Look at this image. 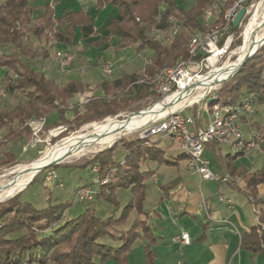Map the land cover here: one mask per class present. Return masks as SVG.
I'll list each match as a JSON object with an SVG mask.
<instances>
[{"label": "trees", "instance_id": "1", "mask_svg": "<svg viewBox=\"0 0 264 264\" xmlns=\"http://www.w3.org/2000/svg\"><path fill=\"white\" fill-rule=\"evenodd\" d=\"M214 1L192 0L191 6L187 7L186 0H96L98 17L107 8L118 7L119 10L104 26L98 24V17L94 20L89 13L81 10L66 12L63 17L57 18L49 3L40 7L35 0H3L0 3V69L12 73L7 75V95L23 93L25 101H20L12 110L0 108V131H5L6 138L11 139L23 132L31 134L24 127L30 119L48 117L46 129L58 125H67L70 129L107 117H119L122 112H134L131 111L132 104L155 96L149 85L134 84L142 78L141 71L123 73L113 81L100 82L95 89L102 93L101 96L93 95L83 107L69 110L78 95L92 89L79 80L60 86L38 69L39 65L41 67L50 59L51 44L73 46L77 30L84 40L100 36L88 43L97 48L109 45V37H116L125 48L132 46L140 51H153L154 55L145 68L146 74L153 75L188 56L190 38L202 28V15ZM252 1L257 0H248L246 7ZM232 2L228 0L229 5ZM39 10L41 13H38ZM249 16L243 23L247 22ZM170 17L182 24V31L169 46H162L151 39L148 30L168 29ZM104 32L108 35H102ZM232 32L237 37L240 27H233ZM31 38L44 42L45 47L35 50ZM241 45V41L235 38L232 49ZM213 97L215 99L211 100V96L206 100L210 106L218 102L240 103L246 99L252 101L254 108L264 106V46L237 74L223 82ZM154 99L156 102L161 100L160 97ZM194 108L196 110L198 105ZM54 113L58 120L49 123ZM16 126L23 129L20 131ZM255 126L264 136V126ZM158 140L152 139L146 144L137 134L131 139L123 138L114 147L79 167L84 170L89 168L92 173L94 167H98L99 172L94 173L96 179H108L106 184L97 185L99 188L93 200L103 199L115 207L106 216L97 215L95 208L81 203L85 206L84 212L66 221L62 215L71 208V203H52L51 198L45 207L36 208L33 203L21 198L36 179L23 192L0 203V264H106L112 261L128 264L127 256L141 237L155 241L147 222L146 199L147 182L156 172L144 170L142 166L145 163L176 166L179 161L186 160L182 152L175 159H168ZM205 147L212 149L216 161L228 177L244 183L240 192L256 210L257 222L242 234L241 247L252 254L264 252V199L259 194V187L264 184V167L251 172L234 164L240 155L223 156L218 143H207ZM14 164L16 158L8 152L0 159V171ZM53 166L45 171H56L60 167ZM60 184L64 187L62 182ZM170 184L160 185L161 190L168 193ZM120 190L129 192L131 199L118 214L122 205L117 199ZM132 217L135 218L131 220ZM149 250L148 260L153 264L154 255Z\"/></svg>", "mask_w": 264, "mask_h": 264}, {"label": "built area", "instance_id": "2", "mask_svg": "<svg viewBox=\"0 0 264 264\" xmlns=\"http://www.w3.org/2000/svg\"><path fill=\"white\" fill-rule=\"evenodd\" d=\"M247 1L233 0L229 5L228 0H215L202 15V28L190 38L188 56L177 60L171 67L158 70L153 75L145 73V68L150 63L149 60L142 70V78L135 81L134 84L149 85L155 97L161 98L156 103H163L170 97L186 91L193 95L199 89L210 90L212 87L200 86L198 82L232 60V44L236 38L235 33L232 32L234 22L243 8L247 11V17L251 15L256 6V1H252L246 7ZM169 24L168 29H149L148 34L151 39L162 46H169L182 31V24L173 17L169 18ZM83 51L82 46H79L76 50L68 49L56 52L53 58L57 61L60 71L67 72ZM102 72L105 78H110L114 73V68L107 64L102 68ZM81 73L84 74L85 70L83 69ZM14 78H17V75H14ZM206 95H203L202 98H211ZM6 96L7 90L1 89L0 97ZM92 96L81 95L77 103L71 104L68 109L83 107ZM213 99L215 97L212 95L211 100ZM198 104L197 101L196 105ZM194 106L195 104H191L189 107L188 104H184L163 117L152 120L136 131L138 138L146 144L155 137L166 138L172 144L177 145L186 157V173L198 177L201 184L218 179L211 170L209 161L204 157L207 143L215 142L228 145L233 155L244 156L263 152L264 136L252 128V117L256 110L250 99L240 103L218 102L212 106L205 102L202 105L205 110L201 107L195 115L187 116L185 111ZM204 115H207L205 122H203ZM47 124L48 117L30 119L26 122L24 127L30 130L31 138L24 148L25 151L38 144L50 146L54 139L68 131L67 125L46 129ZM3 140L4 137L0 134V143ZM96 172H98L97 169H95ZM55 178L56 175L51 173L47 180L55 182ZM225 179L228 180V178ZM107 181L106 178H97L94 183L104 185ZM96 194L93 187L84 186L76 191L75 201L78 203L91 202ZM218 199L222 203H231L223 196H219ZM172 242L189 246L192 244V238L189 233L184 232L174 237Z\"/></svg>", "mask_w": 264, "mask_h": 264}, {"label": "rangeland", "instance_id": "3", "mask_svg": "<svg viewBox=\"0 0 264 264\" xmlns=\"http://www.w3.org/2000/svg\"><path fill=\"white\" fill-rule=\"evenodd\" d=\"M61 2H63L62 6H64L67 3L71 4L72 2H74L73 4L78 3L77 0H57L58 4H60ZM259 3L263 4L264 1H262V2H261V0L256 1V6H255L254 10L252 11L251 15L249 16V18L247 19V22L243 23L242 26L240 27V33L236 37V40L241 41L242 45L244 44V31H245L246 27L248 26V24L250 23L251 18L254 15L256 7ZM191 4H192V0H186L185 5L187 7H190ZM113 8L115 9V13H114L115 15L114 16H116L118 14V11H119L118 7H113ZM113 8H108L109 9L108 12L109 13L112 12ZM260 9L262 10V7ZM91 14L94 16L93 17V19H94V18H96V16H98V11H95V9H94V10H92ZM79 32L80 31L78 30L77 33L79 34ZM31 41L33 44V48L35 50H41L43 47H45L44 42H39V41L35 40L34 38H31ZM91 41H95V39L93 38V39H91ZM79 46H82L84 51L80 54L81 56L80 55L78 56L77 60L73 63V65L70 67V69L67 72L60 71V69L58 68V65H57V61L53 58V55L56 52L68 50V49L57 48V47H55V43H52L50 46V51H51L50 59L47 60L46 62H44V64H42L41 67L39 65L38 69L47 73L48 74L47 77H49L50 79H54V76H56L58 74V76H60L62 79H65V80H61V82L63 81V83H64L68 80L69 73H71V71L73 70L74 65H76V67H77V64L80 65V63H82L83 64L82 66H84V67H82L80 70L82 71L84 69L85 73L84 74L78 73V76L79 75H85V76H83V80L85 83H87L88 79L86 78V73H90L91 71L94 70L92 68H96L97 80L95 79V82L97 83V81L99 82L105 78L103 76V72H102V68L104 67V65H107V64L112 65L113 68L115 70H117L118 73L123 72V70L128 72V73H134V72H138V71L142 72V70L145 68L147 62L154 55L153 51H151L150 49H144V50L140 51L137 49V47L129 46V47L125 48V47H123V42H121L120 39L116 38V37L112 38V44L108 48L110 50L98 49L95 46H90V44L88 45L87 42H85L84 40H82V41H80V43H78L77 47H79ZM240 47H238V48H240ZM76 48L73 50H76ZM238 48L232 49V51H233L232 60L235 59V57H236L235 52L238 50ZM90 52L91 53L93 52L92 54H93L95 60H98V65L96 64L97 66H94V64H91V62H89L88 58H89V54H91ZM83 58H85V59L81 60ZM35 62L38 63L37 61H35ZM8 74L12 75L11 72L8 73V71H6V70H4V71L0 70V90L1 89L7 90V83H8L7 75ZM105 79H109V78H105ZM221 84L222 83L218 84L215 87H212L210 90L209 89H206V90L205 89H199L198 91L194 92L192 95L193 97L201 95V97L198 100V103H199L198 108L196 110H195V108L194 109L188 108L185 111V114L187 113L186 114L187 116L191 113L195 114L199 110V108H201V107H202V109L205 110V107L202 105L205 102H207L206 100L208 98L203 99L202 96L205 94H207L206 96L214 95L215 91H219ZM90 85H91L92 90L86 91V93L84 95H87V96L88 95H94V96L98 95L97 90L94 89V86L96 84L92 83ZM154 98H155V96H149L144 100L136 101L134 104H132V107H131V111L134 110V112L126 111V112L120 113L121 115H118L119 117H107V118H109L110 120L116 119L117 121H123V120L129 118L130 116L141 115L142 113L147 112L148 110H152L151 112H153V110H155V108H156L155 107L152 109V107L156 104V99H154ZM202 99H203V101H202ZM77 100H73L72 105H75L77 103ZM20 101H25V95L23 93H16L14 95H11L8 93V95L6 97H0V108L12 110ZM187 104L189 107L191 104L196 105L197 102L190 103V104L187 103ZM256 109H257V114H259L257 119L259 120L260 125H264V106H262V107L256 106ZM151 112H149V113H151ZM107 118L100 120V121H93L90 123H86L82 126H76V127L70 128V129H68L67 132L62 134L59 138L54 139L50 146L38 144L35 147L30 148L26 151L24 150V148L27 145V143L30 141L31 137H29V135L22 134V135L15 137L13 139H8V138H6L5 131H2V133H3L2 135H5V137L3 136L4 137L3 143H0V156L3 153V151L12 149L19 159H18V162L16 164L9 166V167H5L0 171V185L6 181L12 179V177L11 176L9 177L8 175H9V172L11 170H13L14 168L21 166V165L30 164L33 161L39 159L41 156H43V154H45L46 152L51 150L53 147L61 144L63 142V140L66 138H69V137L74 136V135H80L83 132L91 130L92 128H94L97 125H103L105 123H108V121H106ZM56 120H58L57 114L54 113L50 116L49 123H53ZM16 128L18 130H20V128L18 126H16ZM252 128L254 129L253 125H252ZM135 135H136V132L129 134V135H126V136H123L122 138H120V140H118V142L121 141L123 138H130L131 139V138L135 137ZM158 139H160V137L153 138V140H158ZM158 142L160 144V147L166 151V157L168 159H170V160L175 159V157L177 155L181 154L179 147L177 145L172 144L168 139H166V138L160 139V140H158ZM114 145L112 147H114ZM110 148L106 147L103 150L98 151L96 153H92V154H85V155L83 154V155H79L77 157L76 156L70 157V158L64 160L63 162H61L60 164L56 165V166H60L56 169V171H53V170L45 171V170H43L42 172H40L35 177L36 182L32 186H30L29 188H28V186L26 187L28 189L22 194V196H21L22 200L33 203L36 208L45 207L47 205V200L49 198L52 199V203L70 202L72 206L68 211H66L62 215V218L66 221H69V219L76 218L78 215L82 214L85 210L84 204L77 203L75 201V193L74 192L76 191V188L79 185L92 186L96 191H98V188H99L94 183V181L96 180V177H97V175L94 174L95 169H97L99 172V168L94 167V169H93L94 173H92L91 171H89L90 170L89 168H87L88 170L87 169L84 170V169H80L79 167L84 166L88 161L93 159L96 155H98L99 153H101L105 150H108ZM230 150L231 149L228 145H222L221 146V152H222L223 156H226L228 153H230L231 152ZM263 152H264V147H263ZM263 152L262 153H251L249 155L241 156L237 159V161H235L234 164L236 166H241V167L248 169V170H251V171L260 170L264 167V153ZM146 164H149V163H145V165ZM149 165H152V166L154 165L155 167H158V169L160 168V170L158 172V183L157 184H155L153 180H152V182L150 180L147 182V189H148L147 190L148 196H147V201H146V208L147 209L151 208L152 194L154 195V192L156 191V187H159L160 185L168 183L169 181L174 180L177 177H179V175H181V173L183 172V170L186 166V163L184 161H181L179 169L176 166H166V165L159 166L157 164H149ZM67 167H71V168H67ZM51 173H54L56 175L55 182L47 180V178L49 177V175ZM60 182H62L64 184V187L61 184L59 185ZM236 182L240 188L244 187V183L240 179H236ZM212 187H213L212 189H214V193H215L216 198H217V199H215L214 204H217V205L224 204V203L220 202L218 197H217L218 191L223 192V193L224 192L230 193V196H231L230 201H232L233 204L237 206V208L241 212L242 218L246 222V224H248L250 226L255 225V219H256V214L254 211L255 209L248 203V199L246 196L237 192L238 191L237 189L234 190L233 188L232 189L229 188L227 186L226 182L222 183L221 181H219V179H216L213 181ZM219 187H220V189H219ZM210 191L211 190H209L207 188L203 189L207 205H210V203H211V201L208 197V194ZM194 193L196 195L195 200H196V198H198L199 200L197 199L193 204H189V206L192 207L193 212L199 208L200 214L205 215V208H204V204H202V202L200 200V195H199L197 190L194 191ZM259 193L264 199V184H262L260 186ZM117 199L122 202V205L118 211L119 212L118 214H120L122 211L121 208L125 204H127V202L131 199V194L127 191L120 190L117 193ZM226 199H227V197H226ZM6 201H8V200H6ZM6 201H4V202H6ZM4 202H0V203L2 204ZM86 205H90L93 208H95L97 211V215L102 216V217L106 216L109 212L110 213L113 212V210L115 209V207L111 206L110 204H108L103 199L98 200V201H93L90 204H89V202H87ZM197 205H199V206L196 207ZM134 218L135 217H132L131 220H133ZM130 222L128 223L127 227L130 225ZM175 233H176V231H171V232L168 231L167 234H165V236H164L165 237L164 244L160 245L161 246L160 252H162L161 254H166L170 251L172 253H178V255L173 257V259L171 257L169 260L167 259L166 264H174V262L177 263V261H178L177 258L179 257L180 261L182 258V251H180V250L183 247L180 245L170 243V239ZM143 239H144L143 241L138 240L133 245L131 252L127 256L128 257V264H150V262L148 260V256H147V249L149 248L150 249L149 251H151L152 253H153V251L155 252L154 246L156 244L155 243L156 241L150 242L148 239H145V238H143ZM171 248H172V250H170ZM184 251H185V248H184ZM186 255H190V253L186 252ZM106 264H118V263L112 261V262H107ZM153 264H157V263L155 261H153ZM161 264H163V263H161Z\"/></svg>", "mask_w": 264, "mask_h": 264}, {"label": "crops", "instance_id": "4", "mask_svg": "<svg viewBox=\"0 0 264 264\" xmlns=\"http://www.w3.org/2000/svg\"><path fill=\"white\" fill-rule=\"evenodd\" d=\"M2 1L3 0H0V3ZM77 2L78 3L76 4H73L74 2H72L71 4L67 3L64 6H62L63 2L58 4L57 0H35V4L40 7H42L46 3H49L54 8L55 16L57 18L63 17V15L66 12H76L80 10L85 13H89L93 18L94 16L91 14L92 10L95 9V11H98L96 8V3H97L96 0H77ZM108 11H109L108 8L105 9L103 12H101L99 17L96 16L94 20H96L98 17V24H103L104 26L107 25L110 22V20L113 17H115L114 8L112 9V12L109 13ZM38 13H41V11L39 10ZM77 31L73 46L68 47V46L55 44V47L62 49H71V50L75 49L78 43L84 40L81 32H79L78 34ZM102 35L107 36L108 33L104 32ZM99 37H96L94 39L97 40ZM112 38L113 37H109L110 40L109 45L103 46L98 49L110 50L108 48L112 44ZM91 39L93 38H89L84 41L87 42L88 44L89 42H92ZM92 53L89 54L88 60L89 62H91V64L97 66L98 60H95ZM84 59L85 58L81 60ZM82 65H83L82 63H80V65L77 64V67L76 65H74L73 70L71 71V73H69L68 80L66 82L64 83L63 81L61 82V80H65V79H62L60 76H58V74L54 76V80L60 86H64L72 80H79L86 85H90L92 83L97 85L104 80L113 81L115 79L120 78L123 73H128L124 70L123 72L118 73L117 70L114 69V73H113L114 77L112 76L113 78L112 77H110L109 79L104 78L103 80L99 82L97 81L96 83L95 82V79L97 80L96 68H92L95 71L93 70L90 73H86V78L88 79V82L85 83L83 80V76L85 75L78 76V73L81 74L80 69L84 67ZM0 70L8 71L7 69H0ZM128 74H132V73H128ZM46 75L48 74L46 73ZM97 92H98V96L102 95V93L99 90H97ZM80 96L81 95H78L74 100L79 99ZM189 115H193V113ZM258 116L259 114H257V109H256V113L252 117V125L254 129H256L255 125H260L259 120L257 119ZM206 119H207V115H204L203 122H205ZM260 126L263 127L264 125H260ZM22 129L23 127L20 129V131ZM0 134L1 135L3 134L2 131H0ZM22 134L25 135L27 133L23 132ZM3 136L5 137V135ZM29 137H31V134L29 135ZM221 146L222 145L219 144L220 149ZM8 152H11L15 156L17 163L19 158L16 156L15 152L12 149L3 151V153L0 156V159H2L4 155ZM228 154L232 155L231 152ZM204 157L206 160L209 161L210 168L213 171V173L216 175V177L219 179V181H221L222 183L226 182L229 188L231 189L233 188L234 190L237 189L238 190L237 192L241 193L240 189L243 188H240L238 186L236 182V178L227 176L222 166L215 160L214 153L210 147H205ZM182 161L186 163V160H182ZM180 162L181 161H179V163L176 165L178 169L180 168ZM153 166L149 164L146 165L144 164L142 168L144 170H154L156 172L150 181L152 182L153 180L154 183L157 184L158 172L160 168L158 169V167L155 166L153 167ZM225 178H228V180ZM169 183H171L170 184L171 189L168 193L166 192L164 193V191L161 190L160 186L156 187V191L154 192V195L152 194L151 208L149 209L146 208V211L148 213V218H147L148 226L150 227L154 239L156 241L155 242L156 244L154 246L155 252L153 251V255H154V261L157 264H161V263L166 264L167 259L169 260L170 257L173 259V257L178 255V253H172L170 251L172 250V248L169 250L170 252L166 254H161L162 252H160L161 251L160 245L164 244L165 241L164 236L165 234H167L168 231L169 232L176 231V233L170 239V243L172 244H175L172 242L173 238L184 232L189 233L192 238V244L189 246H182L180 244H176L182 246L183 248L180 250L182 251L181 261L180 258L178 257L179 259L177 258L178 260L177 263L174 262V264H264V252H261L259 254H252L241 247L242 234L247 232L254 225L250 226L246 224V222L242 218L241 212L239 211L237 206L233 204L232 201H230L231 203H224V204L221 203L222 205L214 204L215 199L217 198L214 193V189H212L213 181L204 182L201 184L198 177L191 176L188 173H186V166H185L183 172L181 173V175H179V177L163 185ZM82 186L85 185H79L76 188V190ZM204 188L211 190L208 194V197L211 201L210 205H207L205 194L203 192ZM196 190L200 195V200L202 204H204L205 215L200 214L199 208L193 212L192 207L189 206V204H193L198 199L196 198L195 200L196 195L194 191ZM217 195H218L217 197L223 196L225 199L227 197V200L231 199L230 193L228 192L223 193L218 191ZM147 196H148V191H147ZM198 206L199 205H197L196 207ZM254 211L256 214V210ZM256 222H257V216L255 219V224ZM143 238L144 237H141L139 240L143 241L144 240ZM186 252L190 253V255H186Z\"/></svg>", "mask_w": 264, "mask_h": 264}, {"label": "bare ground", "instance_id": "5", "mask_svg": "<svg viewBox=\"0 0 264 264\" xmlns=\"http://www.w3.org/2000/svg\"><path fill=\"white\" fill-rule=\"evenodd\" d=\"M261 7L262 10L260 9ZM263 39L264 3H259L250 23L244 31V44L235 52V59L218 67L207 77L201 78L198 85L207 87L217 86L221 81L231 76L250 53L259 48ZM200 97L201 95L193 97L190 95V92L186 91L170 97L163 103H156L152 107V109L156 107L153 112H151L152 110H148L141 115L130 116L123 121L110 120L108 118L106 120L108 123L97 125L80 135L64 139L61 144L53 147L39 159L11 170L9 175L12 179L0 185V201L7 200L23 190L43 167L52 163H61L70 157L101 151L123 136L135 133L152 120L163 117L184 104L197 102Z\"/></svg>", "mask_w": 264, "mask_h": 264}, {"label": "water", "instance_id": "6", "mask_svg": "<svg viewBox=\"0 0 264 264\" xmlns=\"http://www.w3.org/2000/svg\"><path fill=\"white\" fill-rule=\"evenodd\" d=\"M246 14H247V11H246V9L245 8H243L240 12H239V14H238V16H237V18H236V20H235V22H234V27L235 28H238V27H241V25H242V23H243V21L245 20V18H246ZM262 46H264V39L261 41V43H260V46H259V48L260 47H262ZM259 48H257L255 51H253L252 53H250L249 55H248V57L247 58H245L244 59V61H243V63L241 64V66L231 75V76H229L227 79H225V80H223V81H221L220 83H222V82H225V81H227V80H229L231 77H233L235 74H237L239 71H240V69L242 68V66L252 57V56H254L256 53H257V51L259 50ZM118 140H120V139H118ZM118 140L117 141H115L112 145H110L109 146V148L110 147H112L114 144H116L117 142H118ZM58 164H60V163H52V164H50V165H48V166H45V167H43L42 169H40L39 170V172L37 173V175L40 173V172H42L43 170H45V169H47V168H49V167H51V166H53V165H58ZM36 175V176H37ZM8 176H10V175H8ZM35 176V177H36ZM35 177L27 184V186H29L32 182H33V180L35 179ZM26 186V187H27ZM25 187V188H26ZM24 188V189H25ZM23 189V190H24ZM23 190H21V191H19L18 193H16L15 195H18L20 192H22ZM14 195V196H15ZM14 196H12V197H14ZM11 197V198H12ZM10 198H8L7 200H9ZM4 201H6V200H4ZM4 201H0V202H4Z\"/></svg>", "mask_w": 264, "mask_h": 264}]
</instances>
